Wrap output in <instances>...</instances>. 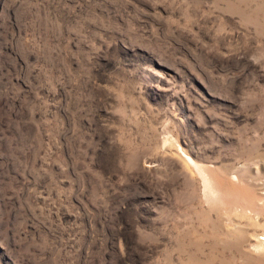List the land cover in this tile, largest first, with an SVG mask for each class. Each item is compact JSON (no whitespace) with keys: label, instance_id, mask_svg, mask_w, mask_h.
I'll return each instance as SVG.
<instances>
[{"label":"rangeland","instance_id":"obj_1","mask_svg":"<svg viewBox=\"0 0 264 264\" xmlns=\"http://www.w3.org/2000/svg\"><path fill=\"white\" fill-rule=\"evenodd\" d=\"M0 264H264V0H0Z\"/></svg>","mask_w":264,"mask_h":264},{"label":"bare ground","instance_id":"obj_2","mask_svg":"<svg viewBox=\"0 0 264 264\" xmlns=\"http://www.w3.org/2000/svg\"><path fill=\"white\" fill-rule=\"evenodd\" d=\"M197 166H198V165H197ZM197 166L195 165L194 167L196 168L197 171H199V174L202 175V178H203L202 180H203V182L207 181V180H205V177H204L203 175L205 174V176H207L208 174H207V175H206V173L203 174V171H204V170L201 169L202 167L199 168V167H197ZM205 172H206V171H205ZM197 173H198V172H197ZM204 180H205V181H204ZM206 183H208V182H206ZM206 186H208V185H206ZM205 190H206V189H205ZM208 190H209V189H208ZM209 192H210V191H209ZM211 193H212V192H211Z\"/></svg>","mask_w":264,"mask_h":264}]
</instances>
